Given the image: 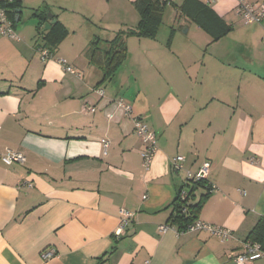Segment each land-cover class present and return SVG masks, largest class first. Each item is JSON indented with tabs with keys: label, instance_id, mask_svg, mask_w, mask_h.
I'll return each instance as SVG.
<instances>
[{
	"label": "crops",
	"instance_id": "1",
	"mask_svg": "<svg viewBox=\"0 0 264 264\" xmlns=\"http://www.w3.org/2000/svg\"><path fill=\"white\" fill-rule=\"evenodd\" d=\"M14 1L16 38H0V264H236L264 217V20L245 25L234 8L264 0H168L156 35L126 38L109 78L102 56L137 26V0H87L78 38L51 0ZM55 23L68 36L42 62L36 49L53 48L38 42L42 28ZM136 118L156 137L148 169ZM8 151L24 163L4 165ZM205 162L215 191L198 187L189 204L203 199L195 221L230 237L160 233ZM121 209L135 217L116 240Z\"/></svg>",
	"mask_w": 264,
	"mask_h": 264
},
{
	"label": "built area",
	"instance_id": "2",
	"mask_svg": "<svg viewBox=\"0 0 264 264\" xmlns=\"http://www.w3.org/2000/svg\"><path fill=\"white\" fill-rule=\"evenodd\" d=\"M11 1V0H8ZM216 0H208L209 4H213ZM234 13L237 17L240 18L243 24H260L264 20V3L260 5H250L245 3L244 1H238L236 7L234 8ZM16 38L13 28L8 21L6 12L1 9L0 10V38ZM37 53L40 56V60L42 62L48 61L52 58L50 52L45 48H39ZM58 63L64 68V70L68 73L74 74L75 72L67 66V63L63 59H58ZM118 106H121L124 110V113L128 115L130 112V108L127 106L118 103ZM87 111L90 113L94 112L93 108H87ZM134 132L142 142L145 144V150L140 154L142 158V165L144 168L148 169L153 161V157L156 151V137L152 131L148 129L144 122L141 119H134ZM104 152L107 148V143L102 141ZM1 161L4 165H12L13 163L23 164L25 159L21 154L14 153L8 151L4 155L1 156ZM184 161L183 157H176L172 162L173 170L179 171L182 168V163ZM211 164L209 162L203 163L201 168L195 174H188L187 179L185 181V185H191L193 183H197L200 181H204L207 183V179L210 173ZM185 187V186H184ZM209 193L215 191V187L209 185L207 183ZM188 194L185 191V188L180 191L178 195V199L181 202H184L188 199ZM186 209L183 207L182 212L186 213ZM135 215L126 210L121 209L119 211V220L118 226L115 229L113 236L116 240H119L126 232L127 227L132 223ZM159 232L164 234L169 230H173L177 235L187 234V233H196L200 231L208 232L211 235L221 239L222 241L228 239L230 237V232L220 227L212 226L207 223L201 221H194L191 224L185 226V228L181 231H178L177 228L172 227L170 225H162L158 228ZM54 250H46L41 253V259L43 261H48L52 257H54ZM257 259H264V252L261 251L260 246L254 242L249 240L243 243L242 249L233 256V260L236 264H246L247 262H251ZM145 264H148L146 262Z\"/></svg>",
	"mask_w": 264,
	"mask_h": 264
},
{
	"label": "trees",
	"instance_id": "3",
	"mask_svg": "<svg viewBox=\"0 0 264 264\" xmlns=\"http://www.w3.org/2000/svg\"><path fill=\"white\" fill-rule=\"evenodd\" d=\"M0 4V9H3L6 12L8 21L13 28L16 25L15 18L17 17V14H19L18 11L20 10V2L14 0H4ZM168 4V0H137L134 3V6L136 7L139 14L137 26L131 30H123L118 32L116 34V38L110 42L112 48L104 52L102 56L104 58L103 69L106 77L109 78L112 76L119 63L124 59L126 53L124 41L126 38L129 36L149 38L156 35L158 28L162 23L164 9ZM62 30L63 29L59 23H55V25L52 26L50 25L49 33L47 32L48 30L45 31L43 29L42 34H45L44 37L47 44L53 47L50 48L49 46H43V48L47 49L51 55L53 54L54 49L57 48V44H59L62 38H64L67 34L66 31ZM39 48L36 50L38 51ZM91 55L94 62L95 60L101 59L100 55H96L95 50L91 51ZM198 187H206L207 192H209L207 183L204 181L193 183L191 185H185L184 188L186 189L189 198L184 202H181L178 199V195L182 188L177 192L176 197L172 202V214L168 220V225L177 228L178 231H181L186 225L195 221L196 213L201 207L203 199L194 205L189 204V201L193 191H195ZM205 197H207V195H205L204 198ZM183 207L187 210L186 213L182 212ZM248 240L258 244L261 251L264 252V217H261L251 230Z\"/></svg>",
	"mask_w": 264,
	"mask_h": 264
},
{
	"label": "rangeland",
	"instance_id": "4",
	"mask_svg": "<svg viewBox=\"0 0 264 264\" xmlns=\"http://www.w3.org/2000/svg\"><path fill=\"white\" fill-rule=\"evenodd\" d=\"M53 1L52 0L50 1V5L55 7L54 10L56 11L57 16L60 17V20L63 23L68 22L69 24H71L72 27H70V28H74V30H75L74 32H78L77 38L80 37L79 35L82 34L84 28H83V21L81 22L80 15H78V12H82L81 8L83 6H81V5H84L87 0H56V1H54V3H51ZM80 6H81V8H80ZM73 7H74V9H73ZM168 11L171 12L170 9ZM81 19H83V18H81ZM89 20L86 21L84 24L88 25ZM164 20H167L166 16H164ZM90 23H92V25H93L94 21H92ZM45 26H47V24H45L44 27ZM43 28H42V32H43ZM63 30L67 32L66 36L64 37V38H66L68 36V31L66 29H63ZM47 32L48 33L50 32L49 29ZM44 36H45V34H44ZM38 42H41V44L43 43V44H46L48 46V44L45 40V37L43 38L42 41L38 40ZM61 42H63V41L61 40Z\"/></svg>",
	"mask_w": 264,
	"mask_h": 264
},
{
	"label": "water",
	"instance_id": "5",
	"mask_svg": "<svg viewBox=\"0 0 264 264\" xmlns=\"http://www.w3.org/2000/svg\"><path fill=\"white\" fill-rule=\"evenodd\" d=\"M19 12V11H18ZM47 17L48 18H50V15H47ZM45 17H43V19H44ZM16 19V18H15ZM52 23H54V22H52ZM50 28V25H47V26H45V28H44V30L46 31V30H48Z\"/></svg>",
	"mask_w": 264,
	"mask_h": 264
}]
</instances>
